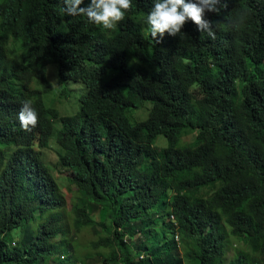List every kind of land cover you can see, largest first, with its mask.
Listing matches in <instances>:
<instances>
[{
  "label": "trees",
  "instance_id": "1",
  "mask_svg": "<svg viewBox=\"0 0 264 264\" xmlns=\"http://www.w3.org/2000/svg\"><path fill=\"white\" fill-rule=\"evenodd\" d=\"M131 3L106 31L62 13L63 0H0V264H87L100 249L122 264H264V0H221L205 17L215 40L189 20L158 43L152 0ZM49 65L86 86L76 115L35 88L55 77ZM25 99L39 113L30 131ZM230 236L249 253L230 261Z\"/></svg>",
  "mask_w": 264,
  "mask_h": 264
},
{
  "label": "clouds",
  "instance_id": "2",
  "mask_svg": "<svg viewBox=\"0 0 264 264\" xmlns=\"http://www.w3.org/2000/svg\"><path fill=\"white\" fill-rule=\"evenodd\" d=\"M84 0H63L61 12L69 17H86L89 23L106 31H115L117 26L132 10L131 0H90L87 7H81ZM153 6L146 16L147 33L158 43L165 34L176 37L182 32L187 21L193 22L198 31L207 33L212 40L216 39V24L206 19V13L219 14L221 0H152ZM246 21V14L237 11L229 23L234 30L239 31ZM48 81L50 82L49 78ZM51 84V82H50ZM57 83L52 82L55 88ZM39 113L31 99H25L18 112V120L25 131H30L38 123ZM173 217V216H172ZM171 217V218H172Z\"/></svg>",
  "mask_w": 264,
  "mask_h": 264
},
{
  "label": "rangeland",
  "instance_id": "3",
  "mask_svg": "<svg viewBox=\"0 0 264 264\" xmlns=\"http://www.w3.org/2000/svg\"><path fill=\"white\" fill-rule=\"evenodd\" d=\"M11 48H13V46H11ZM48 70L49 71L54 70L55 77L53 78L52 76H49V80H50L51 84L53 81H55L57 83V86L55 88L51 87L47 77H43L42 75H39L35 79H33V84H34L35 88L39 91L45 92L46 104H51V102H53V99H55V101H54L55 106L57 107V109L59 110V112L62 116L76 115L80 110V99L82 98V96L86 92V86L83 83H73V82L61 83L59 81V78L57 75V70H56L54 65H49ZM147 103H149V102H147ZM137 115L138 116H145L146 112L145 111H138ZM148 116H149V114H148ZM148 116L142 120L147 119ZM55 125H56V127L61 126L60 121H56ZM194 138H195L194 133L189 134V135H185L183 137V139L180 138V142H179L178 146L183 147V146H185V144H190L194 141ZM167 142H168V140L165 136H160L156 140L155 144L159 148H164L167 146ZM58 154H59L58 146H56L55 143H52L50 145V148L48 150L44 151V158H45L47 163L54 166L58 161V157H59ZM47 166L49 167L51 173L53 174V168L49 165H47ZM54 174L56 175L58 181H59V178L65 182L68 179L67 183L69 184L70 187H68L66 191H63L65 195H66V192H68V191H71L72 193H74L76 191V188H74L69 183V177H71L70 173L66 172V173L60 175L57 172H54ZM71 199L72 198H70V200ZM69 209H71V204H69ZM22 228L27 229V226H24ZM22 228H20V229H22ZM20 229L15 230L11 234H9V236L6 238V240L11 241L14 238H18L21 240L23 238V236H20ZM30 229H31V231H33L31 224H30ZM82 235H83V233L79 234L77 237V240L79 239V240H83L86 242V239L89 237H86V235H85L86 238L83 239V238H81ZM102 235L106 236L105 233H103ZM95 239H97V237H95ZM229 246H230V252L228 253V257H229L230 261H235L239 252H242L245 254L249 253L248 247L246 248L243 245L242 241L237 240L236 237H234V236H230ZM98 252L102 253L104 255V258H101L98 261L88 262L87 264H122V263H115L113 260L110 259L109 250L100 249V250H98ZM94 253H96V252H94ZM191 261H196V264H199L198 260H191ZM186 264H189V263L186 261Z\"/></svg>",
  "mask_w": 264,
  "mask_h": 264
},
{
  "label": "built area",
  "instance_id": "4",
  "mask_svg": "<svg viewBox=\"0 0 264 264\" xmlns=\"http://www.w3.org/2000/svg\"><path fill=\"white\" fill-rule=\"evenodd\" d=\"M172 219H174V217H172Z\"/></svg>",
  "mask_w": 264,
  "mask_h": 264
}]
</instances>
